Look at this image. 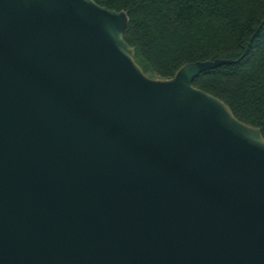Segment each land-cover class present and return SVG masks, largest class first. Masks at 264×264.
<instances>
[{"label": "water", "instance_id": "1", "mask_svg": "<svg viewBox=\"0 0 264 264\" xmlns=\"http://www.w3.org/2000/svg\"><path fill=\"white\" fill-rule=\"evenodd\" d=\"M125 11L0 0V264H264V137L147 75Z\"/></svg>", "mask_w": 264, "mask_h": 264}, {"label": "trees", "instance_id": "2", "mask_svg": "<svg viewBox=\"0 0 264 264\" xmlns=\"http://www.w3.org/2000/svg\"><path fill=\"white\" fill-rule=\"evenodd\" d=\"M125 11L123 38L154 78L184 64L229 60L201 72L193 86L222 100L264 137V0H93Z\"/></svg>", "mask_w": 264, "mask_h": 264}]
</instances>
